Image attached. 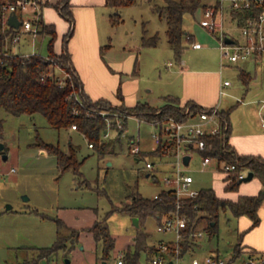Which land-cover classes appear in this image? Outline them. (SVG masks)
Wrapping results in <instances>:
<instances>
[{"label":"rangeland","instance_id":"374dc122","mask_svg":"<svg viewBox=\"0 0 264 264\" xmlns=\"http://www.w3.org/2000/svg\"><path fill=\"white\" fill-rule=\"evenodd\" d=\"M213 1L202 0V4ZM44 3L45 0H33L30 13L40 9ZM164 4L165 0H136L134 4L120 8L97 7L100 41L102 47L105 46L102 57L107 60V97L115 100L107 106V113H119L120 102L116 96L119 84L128 105L142 101L158 108L164 104L165 96H182L191 89L218 94L216 85L229 80L231 85L219 93V107L231 110L230 122L235 127L250 121L254 128L263 129L264 59L254 63L241 61L227 64L222 58L217 38L200 26L202 11L199 8L194 14L184 15L183 26L187 34H193L206 46L195 49L185 38L180 63L168 41L167 21L154 9ZM114 13L121 16L118 25L111 23L110 17ZM29 17L25 15L24 19ZM57 17L60 19V14ZM154 35L159 37L158 44L143 46V37ZM49 39V36L40 34L34 40L21 41L20 51L48 56ZM182 68L194 73L187 74ZM241 69L250 73L248 84L240 78ZM84 72L87 81L82 79L94 92L100 86L98 78ZM185 103L182 101V105ZM0 120L3 126L1 142L6 148V152H0V264H67V261L69 264H114L120 253L124 254L129 247H133L139 230L149 234V244L176 237L174 232L160 231L159 221L154 216H148L143 221L139 219V226H136L130 213L114 211L106 222L115 244L109 257L103 259L102 243L87 230L96 220L105 219L114 205L120 207L122 203L129 202L133 193L152 198L165 188L164 168H169L170 164L165 156L160 160L151 155L157 146L154 134L159 131L152 123L129 117L127 128L121 135L124 148L120 149L117 145L112 154L100 159L82 134L72 129L51 127L41 113L14 115L0 106ZM118 127L123 129L121 125ZM108 131L109 137L117 135L111 123L108 124ZM40 140L58 144L66 152L70 141L78 146V159H85L80 168L81 179L72 170L62 172L52 154H43L37 144ZM135 140L141 149L139 161L135 160L138 155L130 153ZM147 160L156 162L152 173L158 177L159 183L148 175L151 170L145 167ZM202 168L201 155L194 150L192 162L185 170L194 178L193 188H213L219 196L232 199L231 191L225 190V173L217 169V164L211 162L204 170ZM57 217L72 229L79 230V239L74 242L71 237L74 231L63 230L62 248L54 255L42 258L40 248L51 247L57 242ZM239 219L230 211L221 213L217 235L210 238L205 232L198 240L194 253L186 255L182 262L187 264L192 256L203 259L210 252H216L213 251L215 249L222 258H231L238 241ZM204 225L202 222L201 227ZM246 256V252L242 253L238 264ZM140 262L147 264L144 251L141 252Z\"/></svg>","mask_w":264,"mask_h":264},{"label":"trees","instance_id":"16d2710c","mask_svg":"<svg viewBox=\"0 0 264 264\" xmlns=\"http://www.w3.org/2000/svg\"><path fill=\"white\" fill-rule=\"evenodd\" d=\"M18 0H0V106L6 112L14 115L35 113L43 114L49 125L55 129H72L82 134L92 144L91 148L100 159H104L107 154H112L117 145L120 149L124 148V142L121 135L127 128L128 119L131 116L137 117L140 121L155 124L161 129L169 119L184 121L188 119L185 112L190 107V111H198L204 106L191 100L182 105V100L178 96L168 95L164 97V104L154 107L147 102L137 101L133 106L125 103L121 84H119L116 96L120 102L119 113H107V106L111 101L106 98L92 99L84 89L83 81L74 65L71 53L68 50V42L75 31V19L71 12L70 0H61L58 3L45 1L40 10L36 11L38 18L37 24L40 27L39 34L49 36L48 50L49 55L43 56L39 53L30 54H11L3 53L4 45L8 38L15 34L16 29L10 25H5L7 11L6 6L16 4ZM136 0H106V5L112 8H120L132 5ZM55 7L60 15L68 22V30L63 35V47L60 53L55 51V43L58 37L56 25L46 23L42 17V8L44 6ZM202 0H165L163 6H155L158 14L167 21L168 41L175 51L176 59L182 62V52L185 48L184 39L187 32L183 26L184 15L186 13L194 14L199 8L203 7ZM113 25L121 22L119 13H114L110 17ZM187 39V38H186ZM189 42V40H186ZM159 42L158 35L143 37V46H156ZM105 46L101 48L103 52ZM64 74L60 75V73ZM250 73L241 69L240 78L248 84ZM230 112L222 110V130L218 134L207 135L204 137L207 146L200 151L203 157H212L218 161V164H235L236 169L225 173V190L238 191L240 186L239 174L247 169L254 173L262 182V187L257 194H241L237 199H228L219 196L213 188L199 190L195 197L178 198L171 190L161 189L157 197H144L139 193L130 195V201L124 202L120 207L116 205L107 214L103 220H96L94 224L87 228L97 241L102 243V258L107 259L114 248L115 239L110 232L106 220L114 211H127L130 215L138 217L140 221L148 216H154L159 221V226L163 225L168 219H176L177 216L184 217L187 227L182 230V239L179 242L180 255L185 256L192 253L198 247L195 233L204 231L210 238L218 233V223L221 213L230 211L235 217L247 216L251 220L250 228L256 227L260 221L259 209L264 202V159L259 155L239 154L230 144L231 135ZM113 125L117 132L115 137L104 138L107 132L108 124ZM122 125L120 129L118 125ZM76 125V129H73ZM2 121L0 120V137L2 131ZM38 146L48 154L56 157L58 165L62 172L72 170L77 178L81 179L80 168L85 159H78L79 147L69 143V150L64 151L58 144L47 143L40 140ZM90 147V146H89ZM6 152V148L5 151ZM151 155L160 160L166 157L162 147H157L151 151ZM131 153V152H130ZM137 161L141 159V153ZM148 175L152 176L156 183H159L158 177L150 171ZM58 227L57 242L51 247H41L40 255L42 258H48L61 249L60 241L63 238V230H72L75 234L71 235L74 242L79 239L80 231L69 227L65 221L57 217L55 219ZM205 225L202 228L201 223ZM214 222V225L212 223ZM238 231V241L234 246V253L229 258V263H235L242 253L246 252V245L242 240L247 230ZM149 234L139 230L134 238L133 247H129L124 253V264H141V252L147 254V263L156 251V244L148 243ZM165 241V240H161ZM73 243V241L71 240ZM171 249L176 248L174 243L170 245ZM219 253L218 249H215ZM253 253V252H251ZM220 254V253H219ZM255 254V253H253Z\"/></svg>","mask_w":264,"mask_h":264},{"label":"built area","instance_id":"2783aa9c","mask_svg":"<svg viewBox=\"0 0 264 264\" xmlns=\"http://www.w3.org/2000/svg\"><path fill=\"white\" fill-rule=\"evenodd\" d=\"M32 4L33 0H18L16 4L5 7L7 11L4 21L5 25H8V16L12 11L21 20V25L15 28V34L8 38L4 45L3 53L5 55L21 53V41L29 40L30 38L34 40L40 35V27L36 22L38 18L36 11L40 9L33 10L30 13L29 7ZM200 9L202 18L199 24L209 35L217 38L222 58L227 64H235L241 61H252L254 63L264 59V0H214ZM25 15L30 17L24 19ZM186 38L195 49H201L206 46L197 41L191 33L187 34ZM227 39L230 42H227ZM169 65L171 66V63ZM230 85L231 82L225 80L222 83L221 93L224 92V87ZM185 112L188 114V119L184 121L169 119L154 134L157 144L156 148L162 147L167 158L166 162L170 164V170L165 171L163 177L165 189L171 190L178 198L195 197L199 194V190L192 186L194 178L185 172L186 167L192 162L194 150L200 153V151L206 149L207 143L204 137L220 133L223 126L219 105L204 106L196 112L190 111L189 107ZM261 122L262 126H264V115ZM72 128L76 129L77 127L73 125ZM109 136L107 129L104 138H109ZM133 144L134 146L130 149L131 154L134 156L139 155L141 152L139 142L135 140ZM89 146L91 147L92 144H89ZM186 155L191 156L189 165L184 163ZM201 159L203 170L211 162H215L217 169L224 173H229L236 169L235 164H226L224 162L218 164V161L212 157L201 156ZM145 167L154 171L156 162L147 160ZM246 170L239 174V179L245 177ZM157 195L158 193L155 194V197ZM186 227V219L180 216H177L176 219H168L163 225H160L158 227L160 231L174 232L176 237L173 240L160 241L156 244L157 249L147 264H184L182 261L186 255H180L179 242L182 239V230ZM204 234V231L196 232L197 241L202 239ZM171 243L176 246L174 251L170 247ZM123 256L124 254L120 253L117 262L114 264H124ZM187 264H236V262L229 263V259L222 258L219 253L210 252L203 259L192 256ZM241 264H264V257L250 253Z\"/></svg>","mask_w":264,"mask_h":264},{"label":"crops","instance_id":"0c3cea01","mask_svg":"<svg viewBox=\"0 0 264 264\" xmlns=\"http://www.w3.org/2000/svg\"><path fill=\"white\" fill-rule=\"evenodd\" d=\"M45 1H49L50 3H58L61 0ZM70 3L71 12L75 19V31L68 42V50L71 53L72 60L81 79L83 77L85 82L87 81L85 76L86 74L84 72L86 71L87 74L90 73L91 75L93 74L94 76H97L99 81L98 84L100 85L93 92V90H91L90 86L88 85V82L86 83L88 86L87 88H85L86 84L82 79L84 89L86 93H88L90 97L94 100L99 98H106L110 101H115L107 97V60L105 59V57H102V44L100 41V30L97 21V7L107 6L106 0H70ZM59 14V11H57L56 8L50 5L44 6L42 9V17L44 21L46 23H54L56 25L58 37L55 43V51L58 53H60L62 50L63 35L67 32L69 26L67 21L62 22L64 18H62L61 15L60 19H62H58L57 16ZM183 70L187 74L194 73V71L191 70ZM221 88L222 82L220 81V83L216 85L215 90L221 93ZM219 93L214 94L213 91L210 95L208 91L203 93L201 91H197L196 89H191L187 90L182 96H177L182 101L191 100L202 106L210 107L214 105H219ZM261 127L263 128L261 130L258 127L254 128V126L250 124V121H246L245 123H242L241 126L235 127L231 121V135L229 139L230 144L235 148V150L239 154L259 155L264 159V126ZM41 152L43 154H46V152L42 149ZM135 160L137 161L138 158L135 157ZM164 170H170V166L169 168H164ZM248 173L249 170H246L245 177L248 175ZM261 187V180L258 177H254L252 180L240 184L238 191H231L230 196L232 199H237L238 196L241 194L254 195L259 192ZM259 215L261 221L254 228H250L251 220L249 217L245 215L238 217L240 219L238 221L239 226H237V229L239 231L247 230L242 240L243 245H246L245 248L247 250V256L251 252H253L256 255L264 257L263 204L259 209ZM236 264H238V262H236Z\"/></svg>","mask_w":264,"mask_h":264},{"label":"water","instance_id":"95a60500","mask_svg":"<svg viewBox=\"0 0 264 264\" xmlns=\"http://www.w3.org/2000/svg\"><path fill=\"white\" fill-rule=\"evenodd\" d=\"M8 25H10L11 27L14 28H18L21 25V20L18 18L17 14L12 11L9 16H8V20H7ZM227 42H230L229 39H227ZM5 151V145L3 142H1V137H0V152L4 153ZM191 160V156L190 155H186L184 157V163L186 165H189V162ZM254 173L252 171H249L248 175L242 179H240V183L242 182H248L250 180H252L254 178ZM24 199L28 200L27 196H24ZM8 208H11V206H8ZM133 222L136 226H139V218L138 217H134L133 218ZM212 225H214V222L212 223ZM70 262L67 261V264H69Z\"/></svg>","mask_w":264,"mask_h":264}]
</instances>
